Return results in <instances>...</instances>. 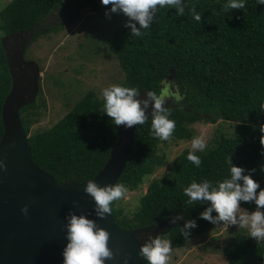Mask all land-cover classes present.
Returning a JSON list of instances; mask_svg holds the SVG:
<instances>
[{"label": "trees", "instance_id": "trees-1", "mask_svg": "<svg viewBox=\"0 0 264 264\" xmlns=\"http://www.w3.org/2000/svg\"><path fill=\"white\" fill-rule=\"evenodd\" d=\"M182 2L184 15L178 16L167 7L158 8L152 24L141 30L140 37L129 35L130 30L123 24L108 41V49L123 76L117 84L136 87L144 95L149 90L159 91L160 81L166 79L174 82L183 96L179 103L173 99L174 103H166H169L165 106L170 112L168 118L175 121L168 140L153 138L150 118L135 129L129 158L116 182L125 185L126 194L135 192L129 196L136 198L135 207L126 210V195L110 205L115 223L123 229L156 225L179 213L182 221L158 234L172 241L171 251L213 226L198 218L207 202L186 203L182 188L193 180L215 183L226 178L228 155L233 165L246 171L254 169L251 178L264 188V179L256 172L257 162L262 158L260 136L264 134L259 130L264 124V111L258 108L264 101V7L256 4V0H245L243 9L229 11L223 9L226 0ZM58 6L70 9L75 18L87 7L95 12L107 8L101 7L99 0H11L0 10V37L32 27ZM192 8L201 13L199 22L192 18L189 12ZM47 32L42 31L36 37ZM10 86L11 77L0 44V137L1 107ZM40 91L39 78L35 99L19 111L32 162L59 184L92 178L105 164L117 136V126L101 113L100 96L86 91L51 126L28 134L41 115L38 108L44 105L39 100ZM195 122L217 124L205 140L206 150L196 153L200 167L185 159L188 146L168 162L170 158L160 144L190 141L195 136ZM143 186L146 190L140 194ZM240 205H246L249 211L255 208L251 202ZM189 219H195L197 226L184 238L180 228ZM234 236L224 249L227 264H264L263 241L247 237V232L239 231Z\"/></svg>", "mask_w": 264, "mask_h": 264}, {"label": "clouds", "instance_id": "clouds-1", "mask_svg": "<svg viewBox=\"0 0 264 264\" xmlns=\"http://www.w3.org/2000/svg\"><path fill=\"white\" fill-rule=\"evenodd\" d=\"M99 2L103 7H105L104 5L108 6L104 13L106 17L109 13L122 14L126 17L123 26L130 30L129 35L135 37L142 35V29L149 28L158 8L174 9L178 16L184 15L185 10L182 0H99ZM256 4L264 7V0H256ZM244 7L245 0H226V3L223 4L224 11L240 10ZM189 12L195 21H200L201 13L197 12L195 8L190 9ZM2 37L5 35L0 38ZM160 86L159 91H146L145 98L141 99L139 98V89L136 87L122 84L109 85L100 91L101 113L110 118L115 126L123 125L128 128L133 125H143L148 120L145 110L149 109V105H151L150 134L155 139L166 141L172 135L175 121L168 118L170 112L164 107L165 102L171 98L179 103L183 96L178 93L175 84L169 80H161ZM258 108L264 111V101L259 103ZM261 126L259 130L264 133V128ZM260 144V155L264 158V142L261 139ZM206 147L207 144L203 137H192L190 150L185 159L193 166L200 167L201 160L196 153H203ZM226 163L228 164L226 178L217 180L215 183L206 179L200 182L193 180L183 187L182 193L187 197L186 203L199 202L203 204L207 202L204 210L198 213V218L213 225L222 222L225 229L231 225L238 226L247 230V237L253 238L256 242H262L264 241V188H260L259 183L251 178L254 169L246 171L242 167L233 165L229 155L226 157ZM4 167V164L0 162V170ZM259 169L264 172V164H261ZM257 189L259 190L257 191ZM82 191L91 198L94 215L103 219L106 214H111L110 205L114 201L121 200L128 189L122 183L99 186L93 180H88ZM240 202H251L255 208L252 211L242 209L239 206ZM27 209L28 205L22 206L21 214L26 215ZM180 219L183 217L176 215L169 222L175 223ZM65 220L63 228L65 229L66 244L61 252V264H105V260L113 259L114 252L107 246L109 233L97 226L94 220L86 218L83 214H73L71 211L67 213ZM196 226L195 219L185 220L180 228V234L184 238H188L189 230ZM134 238L137 241L144 240L142 235ZM171 244L172 241L163 238L162 235L155 237L149 235L139 245L137 254L143 258L145 264H167ZM121 264H128L126 254L121 257Z\"/></svg>", "mask_w": 264, "mask_h": 264}, {"label": "water", "instance_id": "water-1", "mask_svg": "<svg viewBox=\"0 0 264 264\" xmlns=\"http://www.w3.org/2000/svg\"><path fill=\"white\" fill-rule=\"evenodd\" d=\"M9 36L13 34L1 38L11 86L1 108L0 162L5 167L0 170V264H61V252L66 244L63 225L69 211L85 215L109 233L107 246L114 255L112 260H105V264H121L125 254L128 264H145L137 254L139 245L149 235L155 237L164 233L162 228L167 220L156 225L123 229L111 214L97 218L92 211L91 198L82 191L88 180L99 186L117 182L129 158L138 125L117 126L116 140L108 158L92 178L59 184L51 174L32 162L19 112L38 93L40 68L34 61L24 59L26 43L14 51L4 45L9 43L6 41ZM150 110L151 105L145 110L148 119ZM24 205H28L26 215L20 212ZM139 235L144 240L134 238Z\"/></svg>", "mask_w": 264, "mask_h": 264}, {"label": "rangeland", "instance_id": "rangeland-1", "mask_svg": "<svg viewBox=\"0 0 264 264\" xmlns=\"http://www.w3.org/2000/svg\"><path fill=\"white\" fill-rule=\"evenodd\" d=\"M9 1L11 0H0V10ZM99 5L103 6L100 2ZM55 11L52 19H46L49 23H46L43 16L32 27L16 32L12 37L9 36L6 40L9 41L8 44L4 43L12 51L26 43L24 59L34 61L40 68L39 100H42L44 105L38 108L41 115L38 121L30 126L28 134L51 126L63 117L86 91L92 90L100 96L101 89L117 84L123 77L114 55L108 49L110 45L108 41H111L113 32L125 23L126 17L116 13H109L106 17L105 9L99 8L95 12L91 7L82 9L77 18H74L70 9L64 6L58 7ZM59 13H65L66 16L59 18ZM42 31L48 32L36 37ZM2 41L0 38L1 45ZM98 47L100 49L96 51ZM139 98L145 97L140 93ZM167 102L173 101L168 98L165 105L169 104H166ZM216 126V122H195L193 124L195 136H201L206 140ZM260 139L264 142V134ZM190 141L173 143L171 140L160 144V148L167 153L169 162L184 147H190ZM261 164H264V158L258 160L256 169L257 175L264 179V172L259 169ZM161 170L164 171L166 168L161 167ZM145 190L146 187L143 186L139 193L143 194ZM134 193L126 194V210H132L137 203L135 197H129ZM239 206L246 209V205ZM176 215L180 214L172 217ZM172 217L166 221L162 231L165 232L171 225L182 221L180 219L170 223ZM239 231L247 232L246 229L235 225L225 229L222 222H218L182 247L170 251L167 264H227L224 249Z\"/></svg>", "mask_w": 264, "mask_h": 264}, {"label": "flooded vegetation", "instance_id": "flooded-vegetation-1", "mask_svg": "<svg viewBox=\"0 0 264 264\" xmlns=\"http://www.w3.org/2000/svg\"><path fill=\"white\" fill-rule=\"evenodd\" d=\"M55 9H57V8H55ZM55 9L49 11L48 14H46L43 18H44L45 20L48 19V18L52 19L53 14L56 13ZM65 16H66L65 13H59V18H62V17H65ZM46 23H49V21L46 20ZM5 36H6V35H5ZM171 82H172V81H171ZM172 83L175 84L174 82H172ZM175 86H176V90L178 91V93L182 95V93H181L180 90H179V87H178L176 84H175Z\"/></svg>", "mask_w": 264, "mask_h": 264}]
</instances>
